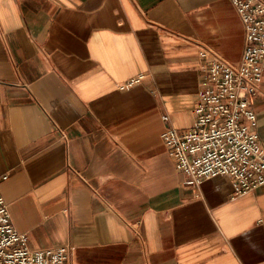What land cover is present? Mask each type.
I'll return each instance as SVG.
<instances>
[{"label":"crops","instance_id":"0c3cea01","mask_svg":"<svg viewBox=\"0 0 264 264\" xmlns=\"http://www.w3.org/2000/svg\"><path fill=\"white\" fill-rule=\"evenodd\" d=\"M237 12L0 0V190L32 249L68 245L70 264H264V185L186 187L161 137L190 126L211 54L239 63ZM251 101L264 147V75Z\"/></svg>","mask_w":264,"mask_h":264},{"label":"built area","instance_id":"2783aa9c","mask_svg":"<svg viewBox=\"0 0 264 264\" xmlns=\"http://www.w3.org/2000/svg\"><path fill=\"white\" fill-rule=\"evenodd\" d=\"M230 1L244 25L239 63L211 54L190 126L183 131L168 127L161 137L184 176V186L197 188L204 180L223 175L233 180L239 195L264 185V147L251 101L264 75V0ZM208 54L200 51L202 57ZM141 78H131L121 87ZM6 178L4 174L2 179ZM69 253L68 245L32 249L26 233L14 227L0 190V264H70Z\"/></svg>","mask_w":264,"mask_h":264}]
</instances>
